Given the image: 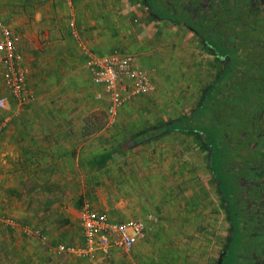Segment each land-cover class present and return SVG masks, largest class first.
I'll return each mask as SVG.
<instances>
[{
    "label": "rangeland",
    "instance_id": "obj_1",
    "mask_svg": "<svg viewBox=\"0 0 264 264\" xmlns=\"http://www.w3.org/2000/svg\"><path fill=\"white\" fill-rule=\"evenodd\" d=\"M4 1L0 0V19L18 32L19 45L29 66V84L32 81L39 97L35 102L17 100L4 85L0 63V95L10 98V108L0 109V143L6 135L3 143L11 142L19 109L32 106L39 114L34 117L45 122L44 126L41 122L34 125L37 141L85 142L81 153L86 157L97 150L107 152L115 146L119 148L123 143L125 147L118 161L112 162L113 170L108 165L96 168L85 159L83 185L82 178L75 182L61 180L65 185L61 190L63 195L73 194V198H78L80 208L76 219L63 213L52 214L54 210H43L36 213L34 223L33 218H27L31 225L16 227L21 220L17 217L22 213L19 214L18 208L12 207L7 199H1L0 217L11 218L13 225L0 221V264H14L17 256L28 253L31 241L36 253L43 257L40 264H89L85 257L58 251L56 245L58 242L76 246L84 243L80 211L87 205L93 207L94 202L110 205L114 213L123 210L127 211V216L149 221L145 236L130 250L117 249V255L108 257L109 254L98 264H216L231 222L210 166L209 152L200 137L191 132L170 131L153 140L128 145L137 132L178 119L194 109L219 74L220 61L194 32L180 23L155 19L144 1L139 0L138 18L132 24L138 21L144 24L137 38L141 46L140 51L131 53L137 56L139 65L148 75L151 89L132 95L117 115L112 116L107 112V101L97 98L101 87L94 83L86 66L80 67V73L73 76L63 73L72 68L57 71L60 59L69 57L67 54L60 56L52 52L50 65L42 66L30 58L34 55L29 49L31 42L41 39L43 43L44 40L42 30L36 31L31 39L32 3L26 0L19 4L23 15L19 24L12 13L15 4L12 0ZM64 8L66 24L71 8L77 26L75 1L71 0L70 6L64 0ZM82 18L84 26L87 23L85 11ZM99 125L96 130L95 126ZM111 174L115 177L111 178ZM49 184L43 186L50 187ZM60 197L49 195L46 202L37 205H52ZM43 198L45 196L38 199ZM60 219L66 222L62 224ZM44 221L48 223L45 225Z\"/></svg>",
    "mask_w": 264,
    "mask_h": 264
},
{
    "label": "trees",
    "instance_id": "obj_2",
    "mask_svg": "<svg viewBox=\"0 0 264 264\" xmlns=\"http://www.w3.org/2000/svg\"><path fill=\"white\" fill-rule=\"evenodd\" d=\"M143 1L155 19L194 32L221 68L188 114L129 143L170 131L198 135L231 222L216 264H264V0Z\"/></svg>",
    "mask_w": 264,
    "mask_h": 264
},
{
    "label": "crops",
    "instance_id": "obj_3",
    "mask_svg": "<svg viewBox=\"0 0 264 264\" xmlns=\"http://www.w3.org/2000/svg\"><path fill=\"white\" fill-rule=\"evenodd\" d=\"M25 1L12 0L13 4H15L13 5V17H17L19 24L23 18L22 7L19 4ZM28 1L32 3V8H30L32 12L29 13L30 22L32 23L30 28L33 34L31 39H34L36 31L42 30L44 36L42 37L44 38L43 43H41V39L40 41L36 40L31 42L32 44L29 48L34 52V55L30 58L34 62L36 61L39 66L47 63L50 65L49 58L52 52L53 54L57 52L60 56L62 53L67 54L69 57L66 58L65 56L66 59H60L57 71L62 70L60 68H72L61 72L77 76V73H80V67L85 66L83 51L87 48L93 49L98 54H105L115 49L126 52L140 51L141 42L137 41V38L140 36V29L144 24L141 23L142 21L132 24V21L138 18L137 15L140 11L139 0H74L78 22L77 31L75 32L71 31L65 22L64 0ZM1 2L4 3L6 1L1 0ZM83 11L87 14V23L84 26L90 25L89 28L82 26ZM28 39L30 41V36ZM19 46L21 48V45ZM30 87L33 89L32 81ZM35 93L36 98L31 102H35L39 97L37 92ZM19 110L20 113H16L19 115L18 119L14 120L13 126L16 129L13 128L11 142L8 143L7 140V143H3L8 136L6 135L0 143V200L3 198L7 199L8 203L12 204V207L16 206L18 208L19 214L22 213L21 217L17 218L26 223L23 224L20 220V223L17 222L16 227L27 225V220H29L27 218H33L34 223L36 213H40L43 210L45 212L54 210L55 213L52 214L63 213L72 220L76 219L80 208L77 201L78 198L77 200L73 198V194L71 196L68 194L63 195L61 190L65 185L63 186L61 180L68 179L71 182H75V180L79 181L82 178L81 185H83L85 159L87 163L95 165L96 168L108 165L113 170L112 162L118 161V155L124 150V143L119 148L115 146L113 150H108L107 152L97 150L91 157H86L81 153L82 148H85V142L37 141L36 131L33 130L34 125H38L41 122V125L44 126L45 122L39 121L38 118L34 117L39 114H37L38 110L32 108V106L23 107ZM16 123L17 125H15ZM133 145L129 143L128 146L132 147ZM112 174L111 178L115 177ZM51 181L54 182L53 185L49 184ZM44 183L49 184L50 187H44ZM54 194L61 195V197L52 205L46 203L41 204L42 206L40 205V207L37 205L42 203V201L46 202L49 199L48 196ZM41 196H45V198L40 201L38 198ZM52 200L54 199L52 198ZM93 208L107 213L113 220L141 219L148 221L147 219L127 216L125 215L127 211L124 212L123 210L114 213L111 211L113 207L110 205L106 206V204H95L94 202ZM52 214H49V218H51ZM65 219L58 221L63 224L66 222L64 221ZM47 223L45 222V225ZM117 253V249L113 248L108 257L111 255L115 256ZM22 255L17 256L13 263L40 264L43 259L41 254L36 253L32 241L28 253ZM103 258L100 255L98 263Z\"/></svg>",
    "mask_w": 264,
    "mask_h": 264
},
{
    "label": "built area",
    "instance_id": "obj_4",
    "mask_svg": "<svg viewBox=\"0 0 264 264\" xmlns=\"http://www.w3.org/2000/svg\"><path fill=\"white\" fill-rule=\"evenodd\" d=\"M71 6V0H66ZM68 24L71 31H77L73 9L69 10ZM85 66L94 83L101 87L97 98L108 103L107 112L115 116L121 106L132 95L151 89L148 75L139 65L137 56L131 52L112 50L98 54L86 49ZM0 63L2 79L6 89L20 102H30L36 98L29 84V66L19 46L18 32L0 19ZM10 108L8 95H0V109ZM84 232V243L80 246L58 242V251L75 253L85 257L89 264H98L99 256L107 257L113 248L130 250L145 236L149 221L141 219L113 220L105 212L85 206L80 211ZM0 221L13 225L11 218L0 217Z\"/></svg>",
    "mask_w": 264,
    "mask_h": 264
}]
</instances>
